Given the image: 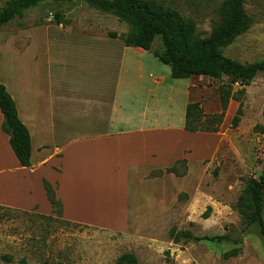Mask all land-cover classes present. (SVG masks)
Listing matches in <instances>:
<instances>
[{"label": "crops", "instance_id": "0c3cea01", "mask_svg": "<svg viewBox=\"0 0 264 264\" xmlns=\"http://www.w3.org/2000/svg\"><path fill=\"white\" fill-rule=\"evenodd\" d=\"M36 29L5 34L16 53L12 78L0 73V82L30 133L32 155L30 167L19 164L0 110V206L52 215L47 181L66 221L126 230L155 220L180 190L174 181L192 179L186 143L215 135L185 130L194 77L174 79L152 52L93 30L57 28L56 36L16 47ZM180 160H187L185 176L160 175Z\"/></svg>", "mask_w": 264, "mask_h": 264}, {"label": "rangeland", "instance_id": "374dc122", "mask_svg": "<svg viewBox=\"0 0 264 264\" xmlns=\"http://www.w3.org/2000/svg\"><path fill=\"white\" fill-rule=\"evenodd\" d=\"M8 1L0 0V10ZM150 1L194 20L198 36L206 38L220 22L219 10L225 0ZM245 11L250 28L224 49V55L247 65L264 60V0H246ZM39 27L52 30L46 33ZM57 28L76 35L89 34L90 30L98 35L115 33V38H123L129 31L126 23L83 0H45L0 29L2 76L12 78L16 53L14 41L5 34L18 35L20 30L36 29L16 40V47L23 49L25 39L31 37L38 42L45 36H56ZM39 47L34 45L33 52L39 53ZM153 49L163 50L159 38ZM192 82L196 88L191 101L201 104L203 126L217 132L186 143L193 150L189 157L193 161L192 179L189 183L174 181L173 189L180 190L170 197L164 213L157 214L153 221L116 230L69 222L59 213L53 214L54 219H47L34 211L0 208V264H21L22 260L27 264H118L119 257L126 253L134 254L138 264H264V239L259 228L250 226L238 207L240 200L249 197L264 162V135L258 131L263 125L264 73H258L247 86L245 82L231 85L230 75L221 80L194 77ZM229 85L233 94L243 88L246 93L238 100L229 99L219 119L217 116L223 112L220 97ZM240 106L242 115L238 116ZM204 157L207 160L201 166L198 161ZM177 168L179 172L186 171L184 164ZM172 231L226 239L175 243ZM237 232L242 238L230 239ZM233 250H237L236 256L224 257Z\"/></svg>", "mask_w": 264, "mask_h": 264}, {"label": "trees", "instance_id": "16d2710c", "mask_svg": "<svg viewBox=\"0 0 264 264\" xmlns=\"http://www.w3.org/2000/svg\"><path fill=\"white\" fill-rule=\"evenodd\" d=\"M44 1L9 0L0 10V29L18 16L22 18L27 10L36 8ZM53 1L59 3L70 0ZM83 1L100 12L111 14L120 22L126 23L129 31L123 37L125 45L152 52L162 64L170 67L171 76L174 79L203 77L221 80L224 75H230L233 76L231 85L245 82L244 85L247 86L252 83L258 73H264V60L245 65L224 55V49L250 28V18L245 11L246 0H225L219 10L221 20L206 38L198 36L194 20L185 19L177 11L163 8L150 0ZM59 24L62 22L59 21ZM111 36L115 38L117 35L114 33ZM156 38L160 39L163 50L153 49ZM231 85L228 86L227 92L221 94L223 112L217 116L219 119H222L229 99L238 100L237 97L246 93V89L243 88L233 94ZM0 110L4 116L2 130L9 135L11 148L19 164L22 167H30L32 155L30 133L18 116L15 101L1 82ZM202 113L200 102L190 101L186 109L185 130L193 133H216V129L204 128L205 121L203 122ZM237 115H242L241 106ZM233 123L237 124V117L233 119ZM258 131L264 135V106L263 125L258 127ZM179 164L186 166L187 160L178 161L175 166L160 172V175L173 173L179 177L185 176L187 167L186 171L179 172L177 168ZM44 188L53 207V214L59 213L62 217V204L57 199L54 188L47 181H44ZM238 207L250 226H258L264 239V162L259 178L252 183L249 197L240 200ZM0 208L5 207L0 206ZM53 214L43 217L54 219ZM171 237L175 243L182 240L216 242L226 239L225 236L196 237L188 231L179 233L172 231ZM237 254V250H233L226 253L224 257L228 258ZM21 264H27V262L22 260ZM118 264H138V258L132 253H126L119 257Z\"/></svg>", "mask_w": 264, "mask_h": 264}, {"label": "water", "instance_id": "95a60500", "mask_svg": "<svg viewBox=\"0 0 264 264\" xmlns=\"http://www.w3.org/2000/svg\"><path fill=\"white\" fill-rule=\"evenodd\" d=\"M239 238H242V234L240 232H237V233L232 234L230 236V239H232V240H238Z\"/></svg>", "mask_w": 264, "mask_h": 264}]
</instances>
